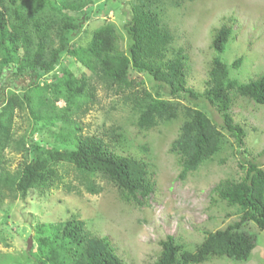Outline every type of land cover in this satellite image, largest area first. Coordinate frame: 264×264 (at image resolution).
<instances>
[{
  "label": "trees",
  "instance_id": "1",
  "mask_svg": "<svg viewBox=\"0 0 264 264\" xmlns=\"http://www.w3.org/2000/svg\"><path fill=\"white\" fill-rule=\"evenodd\" d=\"M108 1L0 0L2 198L5 189L11 198L23 199L32 192L43 196L58 189L80 196L98 194L107 182L116 187L124 203L142 205L154 190V173L149 142L135 137H145L178 119L182 122L168 150L179 165L180 179L206 163H224L220 156L228 149L232 154L248 152L247 131L235 120L232 108L239 100L264 104V71L241 80L233 71L243 58L232 62L222 58L234 34L231 19L214 29L210 46L218 54L210 60L205 88L199 91L188 84V49L174 47V31L164 20L166 3L180 6V0H132L125 41L116 24L105 21L85 44L76 42L91 15H99ZM65 57L86 71L77 75ZM142 74L150 80V88ZM92 79L129 104L134 116L132 133L119 123L86 132L71 119L81 108V99L94 98ZM199 99L216 107L221 125L193 104ZM18 111L27 112L31 125L21 134L14 127ZM42 125L54 130L51 140L33 137L45 130ZM7 149L23 158L12 174L3 166ZM246 162L241 179L219 180L210 197V203L224 204L237 216L221 228L204 230L194 250L167 235L159 241L155 264L250 259L257 241L246 227L253 223L264 231V168L254 160ZM36 227L29 250L33 264H122L112 236L92 235L78 214L71 212L66 219Z\"/></svg>",
  "mask_w": 264,
  "mask_h": 264
},
{
  "label": "rangeland",
  "instance_id": "2",
  "mask_svg": "<svg viewBox=\"0 0 264 264\" xmlns=\"http://www.w3.org/2000/svg\"><path fill=\"white\" fill-rule=\"evenodd\" d=\"M131 1L109 0L99 15H91L75 41L85 44L90 40L92 31L105 21H113L125 41L124 25L130 16ZM180 2V6L166 3L164 20L174 31V47L188 49L189 85L199 91L204 90L210 60L218 54L210 46L214 29L230 19L234 34L221 56L229 62L237 57L243 58L233 75L248 80L264 71V0ZM122 44L125 46V42ZM64 62L77 75L86 71L69 57H65ZM142 79L150 88L152 84L145 74H142ZM91 83L96 87L92 91L94 98L88 96L89 99H81V108L71 115V119L83 125L86 132L102 131L104 127L119 123L132 133L134 116L123 96L108 90L96 79H92ZM182 101L190 104L187 100ZM193 104L206 110L217 124L223 123L216 107L207 100H193ZM232 112L235 120L247 131L248 152L232 154L228 149L220 156L224 158V163H206L186 179H180L179 165L168 150L170 142L178 134L181 119L163 125L155 132H148L145 137H135L149 142V158L154 173V190L142 205L124 203L116 187L107 182L103 183L100 193H85L82 196L58 189L43 196L32 192L24 199L20 196L11 198L9 190L5 189L6 197L0 195V264H33L34 258L29 250L35 243L36 226L66 219L71 212L85 221L92 235L112 236L113 247L122 264H155L160 251L159 241L167 235H173L188 249L194 250V245L203 240L204 230L221 228L237 216L231 215L234 209L224 204L210 203L215 184L223 178L241 179L248 167L246 160H254L264 168V104L239 100ZM27 116L26 111L16 113L14 127L17 133L30 130ZM42 128L45 130L42 133L36 131L33 137L51 140L54 130L43 125ZM22 159L20 153L7 149L4 169L12 174ZM246 228L257 241L249 260L225 258L200 264H264V231L253 223ZM30 237L32 242L28 245Z\"/></svg>",
  "mask_w": 264,
  "mask_h": 264
},
{
  "label": "water",
  "instance_id": "3",
  "mask_svg": "<svg viewBox=\"0 0 264 264\" xmlns=\"http://www.w3.org/2000/svg\"><path fill=\"white\" fill-rule=\"evenodd\" d=\"M31 242H32V239H31V237H30V238L28 239V245H30Z\"/></svg>",
  "mask_w": 264,
  "mask_h": 264
}]
</instances>
